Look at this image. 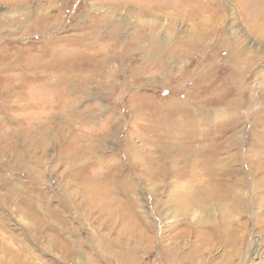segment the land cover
I'll list each match as a JSON object with an SVG mask.
<instances>
[{"label":"rangeland","instance_id":"rangeland-1","mask_svg":"<svg viewBox=\"0 0 264 264\" xmlns=\"http://www.w3.org/2000/svg\"><path fill=\"white\" fill-rule=\"evenodd\" d=\"M154 1L55 0L54 6L61 8L50 11L46 25L40 23L41 18L33 22L29 12L12 10L0 0V19L18 22L12 28L0 20V57L27 47L34 55L47 46L55 28H62L59 38L88 34L92 49L98 44L104 52L100 56L104 71L114 74L112 78H87L88 85L75 86L59 96L54 90L38 89L43 78L34 88L9 90L2 84L13 74L0 70V264H174L168 250L175 248V242L178 252L184 244L188 250L196 238L186 224L204 217L192 200L178 195L192 184L187 183L191 178L179 173L150 182L143 168H133L138 156L156 161L162 168L172 165L180 169L185 162L174 159L178 155L183 159L182 149H197L199 155L211 145L221 146L233 138L229 153L239 154V158L232 161V170L239 169L241 161L245 164L258 158L264 164V146L255 144L264 141V0H216L215 7L199 19L203 21L197 27L202 33L200 41L191 45L185 43L186 38L196 32L198 22L184 17L182 7L151 10ZM34 5L30 3L26 10L32 12ZM92 18L99 19L95 33L91 32L96 25ZM52 19L56 23L48 30ZM149 23L156 26L157 45L144 59L142 48L149 38ZM136 29L142 42L131 47L128 44ZM148 71L154 75L137 76L142 83L134 82L136 73ZM174 103L181 106H171ZM179 107L198 111L203 137L187 134L170 138L159 127L162 123L186 124L184 119L165 117ZM229 107L231 121L220 115L230 111ZM191 115L188 123L199 121ZM232 122V129L218 128ZM108 123V128L112 127L105 129ZM60 129L65 131L63 136ZM212 130L215 139L208 135ZM74 137L77 141L72 147L78 150L104 141L83 165L95 180L108 170L125 171L119 184L111 188L121 203L118 213L117 204L106 214L89 201L81 204L79 186L68 183L74 171H65L59 159L66 151L64 142ZM164 143L167 149H156ZM185 168L191 175L188 164ZM246 191L250 193L252 188ZM188 203L192 208L189 215L185 211ZM258 206L251 205L242 217L234 218L231 239L234 245L238 243L242 256L233 264L264 261V219H255ZM107 217L126 221L111 228L106 222L102 229L99 224L103 220H98ZM139 219L146 225L139 224ZM130 221L137 227L130 228ZM123 227H129L128 233L121 232ZM256 239L260 241L258 260L250 262L247 257L254 247L247 243ZM60 241L71 245L69 256L60 251ZM102 243L110 246V254L109 247H103L106 252L100 248ZM216 248L214 253L220 254L221 248ZM120 251L125 259L118 256Z\"/></svg>","mask_w":264,"mask_h":264},{"label":"bare ground","instance_id":"bare-ground-1","mask_svg":"<svg viewBox=\"0 0 264 264\" xmlns=\"http://www.w3.org/2000/svg\"><path fill=\"white\" fill-rule=\"evenodd\" d=\"M4 1L6 2L7 5L10 6V8L13 7L11 8L12 10H17L22 8L23 10L29 12V16L31 18H34L32 19L33 22H38L39 18H41V22L40 21L39 22L41 24L45 23L46 25L48 24L47 22H49L51 19V17H49L50 11H52L54 8H56L55 10H59L61 8L60 6H54L55 0H4ZM215 2L216 0H210V4L206 3L205 0H159V1L155 0L154 3L151 2L152 4L150 6V9L157 10L158 8H164V7L171 8L174 6L182 7L181 11L184 17L191 19L193 17L194 19L192 20L198 22V25L194 26L196 32L190 35V37L186 36L187 41L185 43H189V45H191L192 43L194 44L200 41L201 38L200 35L202 33L200 32V30L197 29V27L202 25L203 21L202 20L199 21V19L201 18L204 12L208 11L210 8L215 7L216 5ZM30 3L31 4L35 3V5L30 8L32 12H30V10L29 11L26 10L28 9L27 5H29ZM155 12H159V11H155ZM140 15H142V13H140ZM29 16L27 17L28 19ZM52 20H53L52 22L53 24L51 25L49 24L51 27L47 28L48 30L54 28L56 22L55 19ZM16 21L14 19L2 20V22L4 23L6 22V24H9L10 27L12 28L14 27L15 23H18ZM93 21L95 22L96 25L93 26L91 32L95 33L98 28L97 23L99 24V19H93ZM254 22L256 25L259 24L257 17L255 18ZM155 28L156 26L152 23H149V25H147V29L149 31L148 33L149 38L146 41L147 44L145 43L146 47L142 48V55L144 59H147L150 55H152V53L156 49L157 41L155 39ZM60 30L63 29L60 28ZM60 30H57L55 28L51 32L52 34L50 35L51 39L49 40L47 46L45 48L39 49L38 52L35 53L34 55L31 54V51L33 49L31 47H27L25 49H21V48L18 49V51L13 54L16 57L6 53L3 56H1L0 70L3 72L13 74L9 76L10 80L3 82L2 85L9 87V90L10 89L20 90V89H25L27 87L34 88L33 87L34 84L37 83L38 81H41V79L43 78L44 81L41 85L38 84V86L40 87L38 89L54 90L59 93V96L60 93H62L63 96L64 93H68V92L70 93L75 88V86L80 87V85H84V86L88 85L89 83L86 80L87 78L90 79L93 76H97V77L106 76L108 78H112V76L114 75L113 71H109V72H106V70L104 71V63L100 57L104 53L103 50H101V48L99 49L97 48L98 44L96 45V50H93L94 48L92 49L90 45L91 43H89V40L86 37V35L88 34L80 35L79 37L66 36L59 38L58 35L60 33ZM141 36L142 35H140L138 30L135 31L134 35L131 37L132 40L128 45L131 47L139 46L140 43L142 42ZM112 38L113 37L111 36L110 39L112 40ZM115 50L117 51V49ZM21 54L23 56H21ZM142 70L144 71L145 69ZM148 72L150 73L147 74L146 72H144V74H139V72L136 73L134 75L135 78L134 82L136 84H139L141 82L140 79L137 78V76L151 77L150 75H154L153 71L152 72L148 71ZM104 84H100V85H104ZM81 94H85L83 90L81 91ZM141 104L142 103H140V105ZM175 104L176 103H174V105L171 106H181ZM189 108L179 107L176 108L177 110H175L174 113L168 112L167 114H165V117L168 118L171 116V117L184 119L186 121V124L179 126L178 125L170 126L162 123L160 126L159 125L158 126L164 129L165 133L168 134L170 138L180 139L183 136L186 137L187 134H191V135L195 134V136L203 137L205 134L201 130L204 129V126L202 125L203 122L201 120V115L199 116V114H197L198 111H196V109L193 108L189 109ZM229 110L230 111L223 112L220 115H222L223 118L225 119H229V120L232 119L233 116L231 113V108ZM190 112L192 113L191 117L193 116L195 118H200L199 121H197L198 119L195 120L193 119V120H189L190 122L188 123L187 118ZM218 114L219 112H217L216 116H218ZM142 116L144 117L145 115ZM109 124L110 123L106 125L105 129H110L112 127L111 126L110 128H108ZM232 125L233 122L230 123V125H228L227 123H223L222 125H219L218 128H220L221 130L222 129L229 130L232 129ZM214 132L212 130V132H209L210 134H208L211 136L212 139H215ZM60 133L63 136L65 133L64 129H60ZM232 140L233 138L228 140L227 144L223 143L221 144V146L220 144L219 145L213 144L210 147H208L209 149L207 150V152L199 155H196L197 149L194 148L182 149V152L185 151L184 153H182L184 154L183 159L180 160L179 159L180 155H178L176 156L178 159L175 158L174 160L184 161L185 166L186 164H188L190 169L189 172L192 173L191 175L186 174L187 172L185 170L186 169L185 166L180 169L172 167V165L171 168L168 167L162 168L160 165L156 164L157 163L156 161L144 158L142 157L143 155L138 156L137 160H135L136 164L133 165V168L134 169L138 167L143 168L145 170L144 171L145 175L147 174L146 176L147 180L150 182H153L154 180L156 179L158 180L160 178L174 177L179 173H181L180 175H182V177L184 178L187 177V180L188 177L191 178L187 181V183L191 182L192 184L189 187H186L185 189L178 191V195L181 198L185 199L186 201L191 202L192 200V203L195 204L200 210L201 214L204 217V220L203 221H201L202 219L198 221L193 220L192 222L189 220L188 223L186 224L191 232L190 235L194 234L196 238V242L189 245L188 250H186L185 248L186 245L184 244L181 250L179 249L180 251L178 252L176 248L177 242L174 243L175 248H173V250L171 248L168 250V253L171 256V260L172 262H174V264H233L236 259L240 261L241 259L240 256H242L241 248L236 242L234 245V241L231 239V237L234 235L233 232L235 231L233 229L234 218L236 216L239 218L242 217L243 214L248 212L249 207H251V205L259 204L260 206H258V209L260 211H258L259 213L255 217V219L257 220L261 218L264 219V164L259 162V159L257 158L255 160H249V161L247 160L245 164L242 163L241 161L240 168L237 170H232L231 169L232 161L239 158V154L231 155L229 153L232 146L231 145ZM76 141L77 139L74 137L70 139V141L64 142V146H65L64 148L66 151L62 152V154L64 155H62L59 159V164L64 167L65 171H69L70 173H71L70 170H72V172L74 171L68 183L79 186L78 192L81 193L83 196V197L81 196L82 197V201H80L81 204L85 205V203L89 201V205L91 204L90 206L94 208L99 206L100 208L99 212L102 211L101 212L102 214H106V212L108 211L111 212L110 210L111 207L113 206L115 207L116 204L117 206L121 205V203L117 201V199L115 198V193L111 188L115 183H118L120 181L119 178L123 177L124 174L123 172L125 171L123 169H119V170L117 169L116 173H111L110 170H108L105 172L104 177L95 180L92 177L93 175L92 176H90L91 174L88 175L89 172L88 167L85 166L83 167V165L87 160L94 157L93 153L96 152L98 148L99 149L102 148V143L104 141H102V143L100 142L99 144L90 143L91 145H89L86 149L79 148V150L76 147H72L76 145ZM255 144L256 146L262 147L264 146V141L263 140L257 141V143ZM162 145L163 146L157 147L156 149L158 150L159 148H161V150L162 149L164 150L168 148L167 143H164ZM154 166L158 168H155ZM241 174L243 175L242 177H240ZM250 188H252V191H250L249 193L246 190ZM29 207L31 208V210L36 212L33 206L29 205ZM116 208L117 209H115V211L118 213V210L120 208L119 206ZM185 211L186 214L188 213V215L192 214V208L189 203ZM123 220H125V218L124 219L122 218V220L121 221L119 220L120 221L119 222L117 220H113V218L111 217L110 218L107 217L105 219H99L98 222L102 221L100 222L101 224L99 225L100 227H102V229L104 228L106 229V227L103 226L106 222H109L110 224L109 226L111 228L112 225H116L118 223L120 224L124 223ZM129 224H130L129 225L130 228L137 227L136 222L130 221ZM139 224L146 225L140 219H139ZM128 229L129 227L127 229L126 227L125 229L123 227L122 230L124 231L121 230V232L128 233ZM142 235L141 233H139V239H143ZM58 244L60 245V251L65 256H69L71 254L72 248L68 241L65 242L60 241L58 242ZM259 244L260 241H258V239L254 240L253 243L250 244L247 243V245L249 246L252 245L254 247L253 253H251L247 257V260L250 259L249 260L250 262L251 261L254 262L255 260H258L257 257L259 256L258 253ZM102 245H103L102 247L100 246V248L102 249L104 246H105L104 249L109 247V249H107L108 250L107 253L110 254L109 253V251H111L110 246L106 245V243H102ZM217 246L221 248L220 254L214 253L217 249L216 248ZM104 249L103 251L106 252V250ZM121 252L122 251L118 252L119 254L118 256L122 255ZM122 257L124 258L123 255ZM250 264H264V261L260 260L258 263H250Z\"/></svg>","mask_w":264,"mask_h":264}]
</instances>
